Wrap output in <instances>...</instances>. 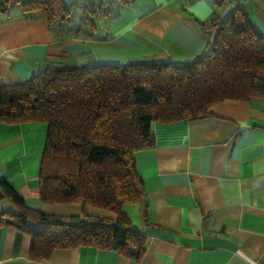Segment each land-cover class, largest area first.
<instances>
[{
  "label": "crops",
  "instance_id": "obj_1",
  "mask_svg": "<svg viewBox=\"0 0 264 264\" xmlns=\"http://www.w3.org/2000/svg\"><path fill=\"white\" fill-rule=\"evenodd\" d=\"M264 36V0H239ZM103 5L97 27L61 40L41 16L0 15V82L18 83L53 62L127 64L162 59L188 63L209 48L211 22L230 13L224 0H64ZM155 146L136 153L145 184L123 211L147 236L137 263L95 246L60 248L48 259L30 256L31 235L0 225V264H264V97L226 100L199 119L153 121ZM48 124L0 122V178L28 207L81 214L74 203H45L39 173ZM13 208L0 188V214ZM92 214L115 217L89 207Z\"/></svg>",
  "mask_w": 264,
  "mask_h": 264
},
{
  "label": "trees",
  "instance_id": "obj_2",
  "mask_svg": "<svg viewBox=\"0 0 264 264\" xmlns=\"http://www.w3.org/2000/svg\"><path fill=\"white\" fill-rule=\"evenodd\" d=\"M15 13L43 17L66 40L97 27L104 8L68 6L64 0H0V15ZM211 28L217 31L208 50L188 63L147 59L81 67L53 62L26 81L0 82V122L48 124L41 200L81 206V214L30 208L0 178L13 205L0 214V225L31 235L32 259L85 245L115 250L137 263L144 259L147 236L132 226L123 205L146 193L135 155L155 146L153 121L199 119L216 103L264 97V36L243 7L216 17ZM89 207L115 217L92 214Z\"/></svg>",
  "mask_w": 264,
  "mask_h": 264
},
{
  "label": "built area",
  "instance_id": "obj_3",
  "mask_svg": "<svg viewBox=\"0 0 264 264\" xmlns=\"http://www.w3.org/2000/svg\"><path fill=\"white\" fill-rule=\"evenodd\" d=\"M99 1L104 2L105 0H99ZM224 3L229 10L237 6H242V2H240L239 0H224ZM216 31H217V28H214L213 32H216Z\"/></svg>",
  "mask_w": 264,
  "mask_h": 264
}]
</instances>
